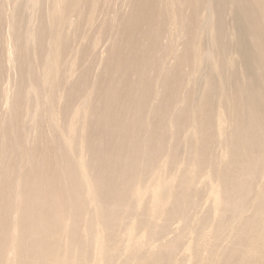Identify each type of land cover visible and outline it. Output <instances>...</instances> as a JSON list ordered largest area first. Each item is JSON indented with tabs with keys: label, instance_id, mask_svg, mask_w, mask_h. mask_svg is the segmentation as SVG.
<instances>
[{
	"label": "bare ground",
	"instance_id": "1",
	"mask_svg": "<svg viewBox=\"0 0 264 264\" xmlns=\"http://www.w3.org/2000/svg\"><path fill=\"white\" fill-rule=\"evenodd\" d=\"M21 1L22 3L19 0H16V3L13 1V5L9 7V19L2 31L4 46L2 56L6 61V70L4 73L0 71V76L2 74L4 76L0 77V102L2 101L5 108V111L2 108L5 116L2 114L3 117L0 119V131L2 129L3 134L0 149V264H52L50 259L52 261L55 259L56 262L53 264H180L176 257L185 246L182 242L185 237L191 240L186 250L193 256L190 258L188 255L183 261L184 264H198L201 260L198 259L200 253H203V256L207 253L209 256L206 264H264V63L261 60V52L257 55L250 51L244 53L240 51L242 57L252 56L259 62L257 76L251 75L250 65L243 67L241 60L231 62L235 70V64H238L237 67L240 65V74L233 73L235 76L230 81L227 79L225 83L220 80L221 84L217 89L220 98L214 116L209 115L204 106L205 101L207 103L211 101L207 98L211 96L209 90H213V93L216 92V88L215 91L211 86L208 89L207 85L210 84L205 82V87H200L202 97H199L200 89H195L199 98H196V95L193 104L192 96L195 94L191 98L185 92L189 89L192 78L185 76L188 80L187 82L183 80L186 84L180 86L174 95L171 102L173 111L162 124H151L148 118H145L147 120L143 121L146 122L143 129L138 128L139 131L134 130L130 134L125 132L121 135L119 132L123 127L122 123H131L137 112L135 115L128 114L129 117L126 116L128 121L125 118H121L122 120L114 118L108 122L110 126L105 124L114 131V135L108 140L99 133L100 131L98 134L86 133L91 116L86 104L88 101L90 103V95L94 92L92 93L93 90L90 89L80 90L82 84L79 86L78 83L80 77L84 75L79 71L77 75L75 73L74 79L75 81L78 76V83L72 81L73 84L70 85L74 92L69 90L67 93L61 92L59 95L51 96L53 84L56 82L59 84L63 78L68 81L67 78L77 71L78 62L71 63L65 57L70 49L69 46H67L69 49L66 47L70 40L68 37L75 25L74 20H66V17L80 0H49V8L43 13L39 12L43 7V0ZM99 2L100 0H90V12L81 15L86 22L92 23L95 20ZM167 2L165 0L163 3L165 7H169ZM252 4L261 9L263 16L264 0H253ZM171 6L172 12L173 3ZM253 8L251 10H254ZM261 11L256 12L261 14ZM38 13H41L40 18ZM179 17H171L172 21L170 20L168 24L170 37H167L171 40L176 39L172 41L176 46L182 44L180 41L182 36L172 39L171 35L172 31L178 28L183 29L182 26H178ZM263 17L259 20L263 21L264 26ZM115 19L116 16L113 21ZM211 19L209 12L204 13L199 19V27L207 28L211 25ZM113 21L112 23H115ZM255 22L252 23L254 25L248 26V30L243 28L239 37L249 35L248 33L256 26ZM110 39V36L105 40L98 38L105 43L104 45L110 43ZM253 40L257 41L254 38ZM260 43L259 41L258 44ZM34 44L38 47L34 48L36 47ZM97 44V40H94L93 47L96 48ZM195 44L198 43L193 42L191 45ZM70 45L72 47V44ZM174 45H171L170 51L161 60L162 70L158 68L160 72L157 73V78H154L156 83L154 81L155 84L152 83L155 86V97L147 110L148 113L159 108L158 96L161 89L158 87L160 84L158 81L160 79L162 82L164 73H161L165 72L163 70L166 65L177 57L180 48ZM74 53L72 54L75 57L77 54ZM201 54H196L199 60L203 59L201 56L199 58ZM204 55L207 60H211V66L216 70L215 73H218L219 66L212 58V51L208 50ZM103 57L104 55H101L94 64L93 77L97 75L105 60ZM62 60L69 62L67 67L61 66ZM211 70H207L209 71V75H206L207 80L211 78ZM84 71L86 70L82 72ZM21 73H26L27 77L25 75L26 78L20 81L18 76ZM74 84L78 85L74 87ZM71 87L68 86V89ZM192 90L188 92L195 91ZM134 92L132 91L133 94ZM113 96L112 93L108 100L105 98L106 101L113 102L116 97ZM62 100L67 103L74 102L72 111L69 110L71 114L68 113L70 115L64 118H61V115L64 116L62 103L65 104ZM189 103L191 106L194 105V109L188 106L192 108L189 121L187 120V124H181L178 122V116L182 110L185 111L184 106L187 107ZM232 104L236 106L232 107ZM60 106L63 107L62 110ZM228 106L231 107L230 112L227 110ZM187 110L190 113L189 108ZM101 114L102 111L98 117ZM26 118H30L34 123L33 127L28 126L37 133L34 134L35 142L28 136L31 135L30 129H27L30 132L25 130L27 126L24 127V124L29 123V121L24 123ZM94 127L96 131L98 128L101 129L100 124ZM152 131L155 133L152 134ZM22 132L29 134H25L24 137ZM221 138L223 141H219ZM38 141L45 145L53 143V149L56 144L55 151H52L56 161L55 171L47 169L49 163L47 159L50 158L51 161L53 156L39 150L38 153L35 149ZM181 142L184 143V150L182 155L179 154L181 155V159L178 157L179 161L176 158ZM212 142L217 144L219 149L221 144L224 147L222 151H215L217 154L209 152ZM108 144L116 147L109 148ZM163 155L171 161L176 160L168 162L167 158L156 172H152L153 165ZM49 168L52 170L51 166ZM30 171L32 174L26 175ZM56 173L62 176L66 184L62 181V188H54V191H51V185L46 188L49 183L47 179L52 181L53 174ZM155 176L157 181L153 184ZM145 178H148L149 182L143 187L145 183L142 186L141 182ZM2 184L5 189L1 187ZM206 189L207 194L204 193ZM29 192L33 194L32 198L26 197ZM207 204L209 208H206ZM82 210L86 212L83 221L80 220ZM176 222L180 223V227L174 239L166 244L154 245L173 229L172 225ZM58 235L66 237L63 244L55 242ZM120 238H123L124 242L119 246ZM202 239L204 243L199 247ZM220 242L225 243L217 248ZM147 251L150 254L148 257L145 256ZM120 253L126 257L123 255L124 260L121 259L122 261L118 263L117 257H120Z\"/></svg>",
	"mask_w": 264,
	"mask_h": 264
},
{
	"label": "rangeland",
	"instance_id": "2",
	"mask_svg": "<svg viewBox=\"0 0 264 264\" xmlns=\"http://www.w3.org/2000/svg\"><path fill=\"white\" fill-rule=\"evenodd\" d=\"M13 1H14V3H16L15 2L16 0H0V71H2L1 73H4V71L6 70V61H5L4 57L2 56V54L4 53V46H3V40H2L3 39V36H2L3 32L2 31H3V28L5 26L4 24H6L5 22H7L8 19H9V15H8V14H10L9 13L10 12L9 11V7H11L13 5ZM19 1H20V3H22L21 0H19ZM116 1H117V3L118 2L119 3L117 4ZM164 1L163 0H100V2L98 3V6L96 7V12H95L96 16L94 17L95 20H93L92 23H88V22H86V20H84L82 18V16L85 15V13H88L91 10L90 0H80L76 4V6L74 7V10L73 11H69L67 13L66 20H74L75 25H74V28L72 29L73 31L71 30L72 33L70 34V32H69L70 36L68 38L70 40H68V41L70 43L68 42L66 44V47L69 46L70 49L67 47L69 49V52H68V49H67V52L69 54L67 56H65V57H66L67 60H69V62H71V63L78 62L79 64L77 63V68H76L77 71L76 72L74 71L71 74V76H70L71 78L70 77L67 78L68 81H66V79L63 78V79H61L59 81V84H57V82L55 84H53V91L51 92V96L59 95V93H61V92H66L67 93L69 90H70V92H74L73 91L74 88L71 87L72 84H73L72 81H74L77 73L80 72L81 75H84V76H81L79 74L81 76L79 83L77 82V79L79 78L78 76H77V78H76V80L74 82H77L79 84V86L82 84L80 86V87H82L80 90H82V89L83 90L84 89H87V90L90 89L91 91L93 90L92 93L94 92L93 95H90V99H91L90 103L88 101V103L86 104L88 106L87 107L88 112H90V114L92 116V118L90 116V119H89L90 121H89V124H88V126L86 128V133L88 135H89V133L92 134L93 132L94 133L97 132V134H98V132L100 131L99 133H101L102 136H104V137L106 136V138H108V140H110L111 137L114 135L113 134L114 131L111 130L112 129L111 127H108V126H110V123H108V122L111 119L114 120V118L115 119H121V118L124 119L125 118L128 121L129 119H127L126 116H128V114L130 116L131 113H132V115H135L136 112H137V114H136L137 117L134 116L133 117L134 119H131V120H133V121H131V123L130 122H129V124H128V122H126V123L123 122L122 123L123 127L122 128L120 127L121 131L119 132V134L122 135L123 133L125 134V132H126V134H130V132H132V131L134 132V130L135 131L136 130L139 131L138 128L139 129H143L144 124L146 123V122H143V121L147 120L145 118H148V122L151 123V124H154V125H158L160 123L162 124L164 122V120L166 118H168L170 116V114L172 113V111H173L171 102L173 101V98L175 97L174 95H176L177 91H179L180 86H183L184 84H186L185 82H187V80H188L187 78L189 76L192 78L191 81H190L191 85H190L189 89H187V91H185V92H187L189 94L188 96H190V97L193 94H195V95L192 96V97H194L193 98V102H192L193 104H194V99H195L196 95H197L196 98H199L200 96L202 97V94H200V93H201V90H202L201 88L203 86L205 87V85H206L205 82L210 84V85H207L208 89H210V86H211L212 87L211 89H214V91H215V88H216V92H213V93H215L216 96L213 95V93H212L213 90H209V92H208L211 96L207 97V95H206V97L211 100L210 102H209V100H207L205 98L209 103H211V105L205 101V106H204L206 108L207 113L209 115H213L214 116L215 112L218 110L217 103H218V100H219L220 96H218L219 94L217 92V89H218V87H220L221 81L223 83H225L227 79H229L228 81H230V79L235 76V75L233 76V73L234 74H235V72L239 73L240 72L239 70H241L240 65H239V67H237L238 64H235L236 65V70H238V71H236L234 65L232 64L233 62L241 60V62H242L241 65H243V67L250 65L249 66L250 74L253 75V76H257V73H258L257 71H258V68L260 66L259 62H256V58H253L252 56H248V57L243 56L242 57V54H241V52L244 53V52L250 51V52L256 53L257 55H260L259 53L261 52V55H262V59L261 60L264 63V58H263L264 57L263 56L264 55V51H263L264 50V48H263L264 47V45H263L264 42H262V41H264V26H263V21L261 22L259 20V19L262 20V17L264 16V13H263V16H261L262 15V11H261V9L258 6H254L252 4L253 0H210V1H208V0H203V1L202 0H178V2H177V0H166V1L169 2V3L167 2V6L169 5V7H165V5L163 4ZM179 1H181L180 2L181 3V5H180L181 8H179ZM42 2H43V7H41L40 11H39V12L42 11L41 13H43V11L45 9L49 8V5H50L49 4V0L48 1L47 0H43ZM170 2H172L173 5H174V9H173L172 12L170 11V10H172V6H171L172 3L170 4ZM41 5H42V3H41ZM176 5H178V6H176ZM246 6L248 8L249 7L250 8L248 9ZM22 7H23V5H22ZM244 7H245V9H244ZM157 8H159V9L157 10ZM242 8L244 9V12H243ZM252 8L255 11L251 10ZM164 9H165V11H164ZM241 11L243 13H241ZM247 11L249 12V14H248ZM256 11H259V12L261 11V14H259V12H256ZM160 12H162V14ZM165 12H167V13H165ZM168 12H170V13L168 14ZM206 12H209V14H211V17H212L211 21L212 22H211V25L208 26L209 28L208 27L207 28H204V27L201 28V27H199L200 26L199 25L200 24V20L199 19ZM250 12H251V15H250ZM41 13H38L39 14L38 18H40ZM245 13H246V15H245ZM151 14L152 15L154 14L155 16L154 15L152 16ZM178 14L180 15V17H179ZM112 15H113V17H112ZM114 16H116V19H115L116 21L115 20L113 21ZM173 16L180 18V24H178V26L179 27L182 26V28H183V29H181V27H180L177 30H175L174 32L172 31L173 34L171 35L172 39L176 38L178 36L179 37L182 36V37H180L181 38L180 41H181L182 44L180 42H178V44H181V45H177V46H179L180 49L176 45H174V43H173L176 39L171 40V39H169L170 36L168 35L169 34L168 33V30H169L168 29L169 28L168 24L170 23V20L172 21L171 17H173ZM129 17L131 18V19H129L130 21L128 20ZM256 17H259V18H256ZM263 20H264V17H263ZM94 21H95V23H94ZM112 21L115 22V23H112ZM250 21H251V23H249ZM254 22H255L256 26L258 24L259 25L257 27L254 26V29H253L254 31L252 30L253 32L251 31L250 33H248L249 35L245 34L246 36L244 35L242 37L243 38V40H242V38L239 37V33L243 30V28L245 30V29L248 28V26L254 25V24H252ZM149 23H151V24H149ZM247 23H249V24L247 25ZM112 25L114 27H112ZM123 26H125V27H123ZM259 27H260V29H259ZM256 28H258V29H256ZM206 29L208 31V32L206 31L207 33L204 31ZM198 30H199V32L197 33ZM244 33H246V32H244ZM141 34H142V36H141ZM109 36L111 37V39H110L111 42L109 41L110 43H108V44L106 43L107 45H104L105 43L103 41H101V40L102 39L105 40L106 37L108 38ZM167 36H169V37H167ZM197 36H198V38H197ZM99 37L101 39L100 41L98 40ZM182 38H183V40H182ZM251 38H252V40L254 38L257 41L255 42L253 40V42H252ZM94 40L95 41L97 40V43H98L97 44L98 46L96 48L93 47ZM169 40H171V41H169ZM245 40H246V42H245ZM72 41H73V43H72ZM259 41L261 43H263V44H261V43L258 44ZM166 42H167V44H166ZM193 42L194 43H198L197 45L199 47L196 44H195V46H192L191 44ZM169 43L171 45L173 44L175 47H177L179 49V51L177 53V57L175 59H173V62L171 61L170 64H168V65H171V66L169 67L168 65H166L165 69L163 70L165 72L161 71L162 72L161 74H163V73L164 74L162 75L163 77L161 76L162 77V79H161L162 82H160V79L158 81L160 83L158 85V87L161 89L160 90L161 91L160 95L162 94L161 96L160 95L158 96L159 97V102L158 103L160 105L157 104V105H159L157 107H159V108H157V110H155V111L152 110L151 113H148L147 110L149 109V106H151L150 104H152L153 98L155 97L154 96L155 95V86H154V84L156 83L155 79L157 78V76L159 74L158 72H160V71H158V70H160L158 68H161V70H162V65H163L162 63L163 62L161 60L164 58V56L171 49V45ZM70 44H72V47H70L71 46ZM114 45H116V46H114ZM33 46H36L34 48L38 47L35 44ZM74 48L76 49V51H75ZM172 48H173V46H172ZM31 49H33V47H31ZM242 49H243V51H242ZM206 50L207 51L208 50L212 51V58H214L215 61H217V65L219 66V67L217 66L218 69H219V70L217 69L218 73H215L216 70H214L213 69L214 67L211 66L212 65L211 62H210L211 60L210 61H209V59L207 60V57L204 55L207 52ZM74 51L77 54L75 57L72 54V53H74ZM199 51H200V53H199ZM257 51H259V52H257ZM201 52H205V53L201 54ZM197 53L201 54V55H199V58L201 56L203 59L200 58V60H199L198 56L196 55ZM69 55H71V57ZM101 55H104L103 58H105V60L103 61L102 65L100 66L99 71L96 73L97 75L95 74L96 76L93 77L94 76V71H92V68H94V66H95L94 64H96L98 58ZM202 55H204V56H202ZM227 56H229V57L227 58ZM65 57H63V58H65ZM117 57H119V58H117ZM225 61H227L228 63L225 62ZM244 61H246L247 64ZM69 62L67 63L64 60H62V64L63 65H61V66L65 68V67H67ZM186 63L188 64V66H187ZM194 64H196V66H194ZM260 64L263 65L262 63H260ZM195 67L197 69H199V70L196 69L197 70L196 73H195L196 70L194 69ZM86 68H88V69H86ZM211 68H212V70H211ZM206 69L207 70H211L210 71L211 78L209 77V80H207V76H206L207 74L209 75V71H207ZM83 70H86V71L82 72ZM167 71H169L170 73L167 72ZM205 71H207V72H205ZM201 72H202V74H201ZM75 73H76V75H75ZM117 73H118V75H117ZM139 74H141V76ZM168 74H170V75H168ZM25 75H26V73H24V74L21 73V75L18 76L19 80L21 81L22 79H25L27 77V75H26V77H25ZM203 75H205V77H203ZM217 75H219L220 77L217 76ZM91 76L93 77V79L95 81L92 80ZM0 77L1 78L4 77L3 74ZM82 77L84 78L85 81L83 80ZM85 77H86V79H85ZM242 78H243V76H242ZM64 80H65V82H64ZM205 80H207V81H205ZM92 81H94V82H92ZM166 81H167V83H166ZM152 83H154V84H152ZM163 83H164V85H163ZM165 83L167 84V86H166ZM78 84H74V87L76 85H78ZM170 84L173 85V86H171ZM174 84L177 85V86H175ZM68 86L71 87V88L68 89ZM161 86L162 87L164 86V87L162 88ZM168 86H169V88H168ZM140 87H141V89H140ZM106 88H107V90H106ZM171 88H172V90H171ZM192 89H194V90L195 89H198V90L200 89L199 90L200 91L199 92L200 95L198 94V91H196V90L194 91ZM191 90H192V92L193 91L194 92L193 93L188 92V91H191ZM132 91L133 92L135 91L134 94L132 93ZM144 91H145V93H144ZM112 93L114 95L113 97H115V96L116 97L113 99V102H107L106 99L108 100L109 99L108 97H110L112 95ZM136 93L138 95H135ZM172 93H173V96H172ZM132 94H133V97H132ZM198 95H199V97H198ZM212 95H213V97H212ZM79 96H80V94H79ZM103 96H105V97H103ZM168 96H169V98H168ZM151 97H152V99H151ZM62 101H64V100H62ZM61 103H60V105H61ZM64 103L65 104L62 103V105L64 107L63 110L66 111V112L63 111L64 116L61 115V118L62 117L64 118L65 116L68 117L71 114L69 112V110L72 109L71 107H74V106H72L74 104V102L73 103L70 102L71 103L70 104V103H67V102L64 101ZM104 103H105V106H103ZM106 103H107V107L108 108L106 107ZM1 104H2V101L0 102V108H1L0 109V119H1V117H3L2 114L5 111V108L3 107V104L2 105ZM108 104H110V105H108ZM193 104L191 106V104L189 103V104H187V107L184 106L186 112L184 110H182L181 115L179 114L180 115V116H178V118H179L178 122L179 123H181V124L182 123L183 124H187L188 123L189 114H191L192 108L194 109V107H193L194 105ZM135 106H136V108H135ZM139 106H141V107H139ZM188 106H190L192 108L190 109V107H188ZM234 106H236V104L235 105L232 104V107H234ZM63 107H61V110H62ZM2 108H4L3 109L4 111L2 110ZM134 108H135V111H134ZM186 108L187 109L189 108L190 113H189V111ZM131 109H132V111H131ZM137 110H139V111L141 110V112H139ZM227 110L230 112L231 107L228 106ZM101 111L103 112V114H101L102 117H101V115H100V117H98L99 112H101ZM146 111H147V113H146ZM228 111H226V112H228ZM68 113H70V114L68 115ZM109 113H110V115H109ZM3 115L5 116V114H3ZM7 117H8V115H7ZM28 119L27 118L25 119L24 123L25 122L28 123V121H29V123L26 124V125L24 124V127L27 126V128L25 130L27 132L31 131L32 133L30 132V134L31 135L33 134L32 135L33 137L31 135H28L29 133H27V132H24V133L26 135L30 136V138L32 139V142H33L36 139L35 138L36 136L34 134L37 135V133H34L35 131L31 130L30 127H33L32 124H34V123L32 122V120L30 118H28ZM106 120H107V122L105 123ZM30 122H31V124H30ZM97 124L101 125V129L98 128V130L96 131L94 125H97ZM105 124H109V125L106 126ZM126 124H127V126H124ZM28 125H30V127ZM102 125L103 126L105 125V126L103 127ZM27 129L28 130L30 129V131H28ZM32 129H34V128H32ZM155 129H158V128L155 127ZM153 131H152V134L155 133ZM22 134H23V132H22ZM25 134H23L24 137H25ZM2 135L3 134H2V129H1V131H0V141H1L0 142V144H1L0 145V149H1V146H2V140H3L1 138V137H3ZM222 138L219 141H223ZM162 142H163V140H162ZM219 143H221V142H219ZM52 144L49 143V145H48V143H47L45 145L44 143L41 144L38 141V145H36V148H35V149H37V152L39 150L40 152L42 151L41 153H44V154L47 153L46 155L53 156L52 158L54 159V161H53V159L50 161V158L47 159L48 162H49L47 169H49L51 172L55 171V169H56L55 168L56 167V164H55L56 161H55V158H54V153H52V151H55V148H56L55 145L56 144L54 145V149L52 147L53 146ZM40 145L42 147H40ZM43 145L46 146V147L44 148ZM183 145H184L183 142H181L180 145H179L178 156L176 158L179 161L181 159V155H182V152L184 150V146ZM112 146H114V145L112 144ZM112 146L110 144H108L109 148H112ZM114 147H116V146H114ZM221 147H222V145L220 144V149H219V146L217 144H215L214 142H212V146L210 145V147H209V152H212V154H217L218 152H221L222 149L224 148V147H222V148ZM151 149H152V147L150 148V150ZM215 151H218V152L214 153ZM40 152H38V153H40ZM179 154H181V155H179ZM50 156H48V157H50ZM167 158L168 157L164 156V155L159 157L158 161L152 167V172H156L158 170L160 164L165 162L167 160ZM176 159H173L172 161L169 159L168 162H173ZM49 166H51L52 170L49 168ZM28 174H32V171L28 172L26 175H28ZM58 174L59 173H56L55 175L53 174L54 178L52 179V181H50V179H47V180H49V183L46 185V188H49V185H51L50 186V188H51L50 190L54 191V188H62L63 183L66 184V182L63 180L62 176H60ZM59 178H61V179H59ZM148 178H145V179L142 180V182H141V184L143 183L142 186L145 183V185L143 187H145L147 185V183L149 182V180H147ZM62 181H64V182L62 183ZM156 181H157V176H155L153 178V180H152L153 184ZM4 184H6V183H4ZM4 184H2L3 186H1L3 189H5L4 188ZM42 188H43V185H42ZM202 189H205V188H202ZM204 193L207 194L208 193V189H206ZM32 196H33V194L31 195V192H29V194L26 197L32 198ZM26 197H25V199H26ZM206 208H209L208 204H207ZM85 215H86L85 210L80 211V216H81L80 220L83 221L85 219ZM82 221H81V223H82ZM179 227H180V223L179 222H176L175 224H173L172 225L173 229L169 230L165 234L164 238H162L161 241H157L154 245L158 246V245L166 244L170 240L174 239L175 235L178 232ZM65 238L66 237L64 235H58V237H57L55 242L63 244L65 242V240H66ZM119 240L120 241L118 242V245L120 246V244L121 245L123 244L124 239L120 238ZM182 242L184 243L185 246H183L184 248L181 249V252L180 251L178 252V255L176 257L179 260L180 264H184L183 261L185 259H187L188 255H190V258H192V256H193L192 254H189V252L186 250V247L188 246V244L191 243L190 238L189 237H187V238L185 237ZM203 243H204V240L202 239L200 241L199 247L202 246ZM224 243L225 242L218 243L217 244V248L220 247V245L224 244ZM148 253H149V251H147V253L145 255L146 257H148L150 255ZM200 254L201 255H199L200 257L198 259L201 258L200 261H202V262L198 261V264H201V263L202 264H206V261L209 259V256L207 255V253L204 254L205 256H203V253H200ZM123 255H124V258H125L126 257L125 254H121V253H120V257L119 256L117 257V258L120 259V261L118 259V263L121 262L122 260H124L123 259ZM193 258L195 259V256ZM50 262L53 264L56 261H55V259H53V261H52V259H50Z\"/></svg>",
	"mask_w": 264,
	"mask_h": 264
}]
</instances>
